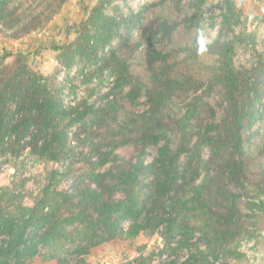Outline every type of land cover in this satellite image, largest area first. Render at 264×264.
Here are the masks:
<instances>
[{
  "label": "trees",
  "instance_id": "trees-1",
  "mask_svg": "<svg viewBox=\"0 0 264 264\" xmlns=\"http://www.w3.org/2000/svg\"><path fill=\"white\" fill-rule=\"evenodd\" d=\"M68 2L0 0L1 37ZM132 2L94 0L46 74L0 56V264H90L141 234L159 246L125 264H242L260 236L264 37L235 0Z\"/></svg>",
  "mask_w": 264,
  "mask_h": 264
},
{
  "label": "rangeland",
  "instance_id": "rangeland-1",
  "mask_svg": "<svg viewBox=\"0 0 264 264\" xmlns=\"http://www.w3.org/2000/svg\"><path fill=\"white\" fill-rule=\"evenodd\" d=\"M135 1L133 0L132 4ZM235 1L244 10V20L247 23L248 29H256L258 35L264 37V16L262 15L264 0ZM211 2L216 8L219 7L220 0H211ZM93 3L94 0H69L66 7L56 15L47 29L38 31L18 41H10L0 35V56H2L4 51L30 50L32 54L29 57V62L33 68L43 74L52 71L57 64L52 45L62 44L75 36L76 29L72 25L82 18L86 10ZM81 5L82 7H80ZM216 33L217 26L209 27L207 30V41L212 39ZM7 60L9 61L10 58ZM32 166L30 164L27 174L37 173L44 167V164ZM45 166L51 167L53 165L47 164ZM11 173L12 169L9 166H5L0 172V185L9 183ZM28 186L34 187L33 183H29ZM261 226L263 228L258 238L253 241L244 242L241 245L242 250L246 253L242 264H264V216ZM159 244L160 238L158 236L154 235L148 238L141 234L133 239L116 240L103 244L92 251L88 256V260L90 264H125L126 261L138 255L141 247L146 252L151 248L159 246ZM28 264H55V262H41L39 259H35Z\"/></svg>",
  "mask_w": 264,
  "mask_h": 264
}]
</instances>
